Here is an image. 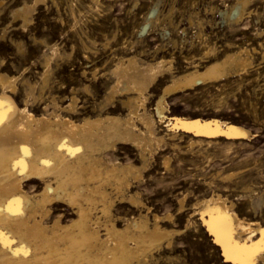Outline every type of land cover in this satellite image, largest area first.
Returning <instances> with one entry per match:
<instances>
[{
	"label": "bare ground",
	"instance_id": "obj_1",
	"mask_svg": "<svg viewBox=\"0 0 264 264\" xmlns=\"http://www.w3.org/2000/svg\"><path fill=\"white\" fill-rule=\"evenodd\" d=\"M44 1L22 3L14 9L12 19L28 25L37 6ZM255 1L235 0L224 12L225 18L241 22L253 12ZM98 2H94L95 5ZM157 11L150 12L144 31ZM1 33L4 38L6 30ZM48 48L51 56H46L38 97L35 83L25 79L22 82L26 96L19 102L17 77L0 68V264H147L154 252L165 244L170 247L174 234L181 231L162 225L165 220H174L173 214L161 216L153 212L150 218L152 211L147 205L145 214L120 226L121 215L114 211L118 202L119 205L126 201L138 207L144 205L139 192L132 194L129 189L132 180L142 177L153 154H158V147L166 142L159 132L160 126L172 132H168L171 141L180 129L209 138L237 139L251 135L242 126L218 118L169 117L167 98L246 74L253 67L251 51L243 46L213 59L208 52L198 61L190 62L191 66L180 73H176L172 61L164 58L145 61L139 59V55L125 57L127 59L116 62L111 70L107 68L113 82L109 88L104 85L108 88L106 95L98 106H91L93 110L86 111L85 103L73 95L66 105H59L53 98L49 103L44 101L43 111L37 114L31 109L30 98L43 100L42 91L51 76V60L58 57L60 51L56 45ZM167 78L169 82L162 88L153 111L149 112L146 104L153 96V87ZM98 86L101 87L100 83ZM120 110H125V114ZM171 144L177 146L174 142ZM125 148L137 153L140 165L120 161V150ZM164 160L168 167L169 158ZM32 187L41 188L33 191ZM253 193L256 196L249 204L257 212L264 199L259 192L254 190ZM220 194L201 202L200 214L221 244L226 258L237 264H264V251L260 250L264 242V223L241 218L233 210L234 202H228L227 196ZM186 197L178 201L179 213L185 208ZM64 206L72 210L70 220L62 213L56 214V210Z\"/></svg>",
	"mask_w": 264,
	"mask_h": 264
},
{
	"label": "rangeland",
	"instance_id": "obj_2",
	"mask_svg": "<svg viewBox=\"0 0 264 264\" xmlns=\"http://www.w3.org/2000/svg\"><path fill=\"white\" fill-rule=\"evenodd\" d=\"M26 1L34 0H0V68L17 77L18 95L22 96L17 97L19 102L26 96L25 79L35 83L38 97L46 56H51L48 47H58L61 55L51 60V76L42 91L43 100L30 98L31 109L37 114L51 102L50 98L57 99L59 105H66L73 95L85 103L86 111L93 110L91 106H98L112 85L109 70L122 58L137 55L145 61L164 58L172 61L174 70L180 73L191 66L190 62L198 61L208 52L213 59L243 46L251 51L253 67L246 74L167 98L169 117L218 118L242 126L251 135L237 139L209 138L180 129L171 141L168 134L172 132L161 125L159 132L166 142L158 147V154H153L142 177L132 180L129 189L132 194L139 192L144 205L138 207L129 201L119 205L118 202L114 211L121 215L120 226L145 214L148 207L152 211L150 218L153 212L161 216L173 214L174 220H165L162 225L181 231L174 234L170 247L165 244L160 251L154 252L155 257H150L147 264H237L226 258L221 244L203 221L200 203L222 193L220 195L227 196L228 202H234L233 210L241 218L264 223V200L258 213L249 204L256 196L254 190L264 199V54L261 55L264 53V0H254L253 12L238 23L230 22L224 15L235 0H45L37 6L31 22L24 26L12 18L14 9ZM153 9L159 12L144 31ZM4 29L7 34L1 38ZM169 80L153 87V96L146 104L149 112L153 111L154 103ZM87 86L90 87L88 91ZM119 112L125 114V110ZM120 153V161L124 164H141L133 149L125 148ZM165 158H169L168 167ZM40 188L32 187V190ZM185 196V210L179 213L178 201ZM71 211L64 206L59 207L56 214L62 213L70 220Z\"/></svg>",
	"mask_w": 264,
	"mask_h": 264
},
{
	"label": "snow or ice",
	"instance_id": "obj_3",
	"mask_svg": "<svg viewBox=\"0 0 264 264\" xmlns=\"http://www.w3.org/2000/svg\"><path fill=\"white\" fill-rule=\"evenodd\" d=\"M0 107H2V102H0ZM261 251H264V242H262Z\"/></svg>",
	"mask_w": 264,
	"mask_h": 264
}]
</instances>
